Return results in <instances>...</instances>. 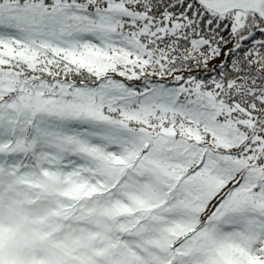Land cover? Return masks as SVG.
Wrapping results in <instances>:
<instances>
[{
    "label": "snow or ice",
    "instance_id": "snow-or-ice-1",
    "mask_svg": "<svg viewBox=\"0 0 264 264\" xmlns=\"http://www.w3.org/2000/svg\"><path fill=\"white\" fill-rule=\"evenodd\" d=\"M0 264H264V0H0Z\"/></svg>",
    "mask_w": 264,
    "mask_h": 264
}]
</instances>
